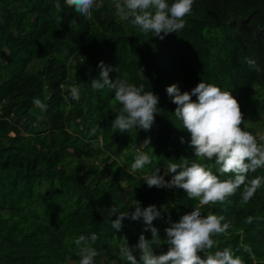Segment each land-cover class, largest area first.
<instances>
[{"label":"trees","instance_id":"trees-1","mask_svg":"<svg viewBox=\"0 0 264 264\" xmlns=\"http://www.w3.org/2000/svg\"><path fill=\"white\" fill-rule=\"evenodd\" d=\"M96 2L103 6L85 19L65 0H0V264H78L75 239L92 233L98 237L89 241L98 253L94 264H127L120 257L124 241L135 246L141 234L151 240V231L143 218H126L120 231L105 219L112 206L134 211L136 200L161 211L152 223L162 241L153 245L155 255L168 250L170 223L198 206L202 215L223 216L232 225L212 237L207 254L228 247L239 249L244 264H264V183L247 204L241 186L223 203L199 205L182 189L148 188L144 179L185 162L230 178L216 172L215 158L195 157L166 94L173 83L181 92L201 81L229 91L244 117L241 128L264 145V72L248 63L264 69V0H194L185 28L162 41L117 16L116 0ZM100 61L117 69L109 73L113 82L125 79L159 96L150 131L111 127L122 105L113 90L91 88ZM72 87L79 101L71 99ZM137 154L151 163L131 171ZM255 176L264 177V169L249 179ZM248 216L258 219L249 225ZM133 254L140 264L139 251Z\"/></svg>","mask_w":264,"mask_h":264},{"label":"clouds","instance_id":"clouds-1","mask_svg":"<svg viewBox=\"0 0 264 264\" xmlns=\"http://www.w3.org/2000/svg\"><path fill=\"white\" fill-rule=\"evenodd\" d=\"M194 0H116L115 14L129 21L139 32L152 33L159 40H164L168 34L177 33L186 26L185 17L192 11ZM65 4L74 9L85 19L90 18L92 11L99 10L103 5L96 0H65ZM59 7V4L56 5ZM250 66L258 73L264 72L255 60H248ZM98 77L91 79L92 89L102 90L105 87L113 90L114 98L122 105L119 114H116L111 127L117 132L125 133L131 129L150 131L158 110L159 96L145 92L144 86H136L125 79L109 78V73L116 70L110 65L100 61L97 65ZM63 87V85H61ZM166 94L176 105L174 116L180 122V127L190 134L189 147L194 150L195 157L211 161L215 158V170L220 176L229 174L230 178L221 180L218 175L201 163L184 164L169 163L163 175L156 168L144 177L148 188L182 189L190 199L198 200L199 205H215L223 203L234 195L238 189L241 200L247 204L257 190L264 183V177L255 176L249 179L251 173L257 169H264V145H258L256 137L241 128L244 117L240 105L229 91H222L218 86L198 83L190 91L181 92L178 84L173 83L166 87ZM72 100L79 101L80 93L76 87L70 89ZM192 97H196L194 101ZM67 100L68 97H65ZM33 103L41 111L47 110V104L35 98ZM96 129H93V134ZM181 137V143H184ZM150 143L145 139L143 147ZM139 153V148H137ZM151 163L147 154H137L131 171L141 170ZM172 174L170 180L165 176ZM135 210L121 212L117 207L108 208L105 222L111 223L116 231H120L123 221L127 218L133 221L143 218L145 231H151L152 238L148 240L143 234L139 236L135 246H129L126 241L120 247L121 259L126 258L127 264H138L133 254L139 251L140 264H244L243 259L236 255V251L225 247L214 254H207V250L214 247V235L224 234L232 226L224 221L223 216L202 215L198 206L191 212L183 214L178 222H171L165 229L168 245L166 253L155 255L153 245H160L162 241L158 229L152 226L155 219L161 217V211L156 205L142 207L136 200ZM115 216V219H110ZM252 216L245 219V223L254 222ZM98 239L95 233L90 236L80 235L75 239L80 257L78 264H94L98 255L95 248L89 246V241ZM244 251L252 253L250 247L245 246ZM205 254L202 258L198 253Z\"/></svg>","mask_w":264,"mask_h":264},{"label":"rangeland","instance_id":"rangeland-1","mask_svg":"<svg viewBox=\"0 0 264 264\" xmlns=\"http://www.w3.org/2000/svg\"><path fill=\"white\" fill-rule=\"evenodd\" d=\"M262 132L264 133V128L262 129Z\"/></svg>","mask_w":264,"mask_h":264}]
</instances>
